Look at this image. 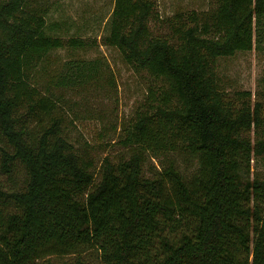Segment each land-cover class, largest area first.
Instances as JSON below:
<instances>
[{
	"label": "trees",
	"instance_id": "trees-1",
	"mask_svg": "<svg viewBox=\"0 0 264 264\" xmlns=\"http://www.w3.org/2000/svg\"><path fill=\"white\" fill-rule=\"evenodd\" d=\"M154 1L114 0L106 23L102 43L160 84L126 131L127 155L104 157L95 181L93 158L64 134L56 89L97 83L100 60L71 58L48 76L54 50L89 43L33 0H0V172L26 173L19 188L0 184V264H264V178L250 176L264 152L261 104L228 96L217 72L221 58L264 53V0H214L170 37L150 33Z\"/></svg>",
	"mask_w": 264,
	"mask_h": 264
},
{
	"label": "rangeland",
	"instance_id": "rangeland-1",
	"mask_svg": "<svg viewBox=\"0 0 264 264\" xmlns=\"http://www.w3.org/2000/svg\"><path fill=\"white\" fill-rule=\"evenodd\" d=\"M39 4L40 8L48 9L45 14L48 21L60 22V32L65 37L81 36L90 45L86 50L72 52L64 48L54 50L49 55L48 76L62 70L63 64L71 58H98L102 64L104 73L97 83L72 91L56 89L62 96L58 101V112L63 118L64 134L93 158L97 181V171L104 157L116 162L127 155L124 144L126 131L137 112L151 108V88L158 89L160 83L145 70H137L127 64L117 48L102 43L114 0H33L35 7ZM213 5L214 0H155L149 21L150 33L153 36H173L179 17L186 22L191 12L201 14ZM217 65L221 85L228 96H235L236 91H249L252 105L255 101L260 102L263 121L258 130L264 137V53L254 46L251 50L221 58ZM47 79L40 78V81ZM250 137L254 142V128ZM175 157L181 170H195L196 161L190 156L176 154ZM158 163L156 157L148 156L145 173L151 174L155 167L160 169ZM250 176L264 178V152L252 154ZM25 178L26 173L20 163H16L10 175L0 172V184L6 189L21 187ZM262 216L264 218V206ZM68 258L56 257L54 260L61 262Z\"/></svg>",
	"mask_w": 264,
	"mask_h": 264
}]
</instances>
